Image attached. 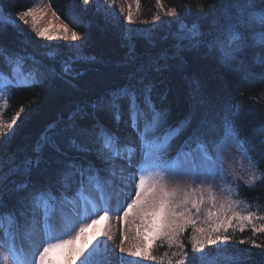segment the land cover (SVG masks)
<instances>
[{"label": "snow or ice", "instance_id": "6c2138e0", "mask_svg": "<svg viewBox=\"0 0 264 264\" xmlns=\"http://www.w3.org/2000/svg\"><path fill=\"white\" fill-rule=\"evenodd\" d=\"M89 2L83 0L85 5ZM105 2L114 3V0ZM136 2L139 8L140 0ZM223 3V9L214 17L207 31L195 23L190 27L181 24L174 35L176 52L202 48L230 66L243 58L249 49L259 48L260 52L254 54V59L264 64V0H223ZM157 5L163 8L161 0H157ZM198 11L203 12V7L200 6ZM37 12L43 14V9L28 7L16 13L15 17L0 15V31L6 24L16 26L17 22H22L24 25L30 24L37 36H48L46 31L38 27ZM165 14L177 18L180 15L176 7L167 9ZM53 15L56 13L53 12ZM125 19L129 23L134 22L130 5ZM160 19L158 12L152 17V22ZM63 32L68 34L66 25L63 26ZM79 38L78 33L71 32L72 40ZM167 59L168 53L161 52L155 57L154 63L159 65L161 60ZM0 60L4 64V67H0L3 87L12 89L13 94L21 83L33 86L42 83L37 77L44 76V72L27 67L25 58L19 54L8 53L0 48ZM25 72L32 77L30 80L22 79ZM72 72L71 63L65 62L62 73L71 75ZM147 79V73L139 76L134 73L129 83L93 105L94 109L107 113L117 129L123 125L125 129H131L130 133L122 134L119 130H113L93 113V123L81 125L76 122L77 117H73L60 133L42 138L43 144L51 146L62 157L57 161L60 167L54 180L33 182L31 172L34 165L30 159L17 162L10 158L6 174L2 171L4 162L0 161V196L9 177H22L20 182L12 183L15 190L23 193L12 208L0 199V248L8 253L5 264L8 259L11 264H60L59 259L53 256L58 251L64 252L71 264L77 261L79 264H93L97 250L93 247V241L98 236H107L109 239H114V236L107 228L87 238L85 233L98 219L109 218L113 210L111 194H119L128 187L133 189L134 198L122 209V218L127 224L130 215L133 217L131 224L135 229V242L125 247L128 234L126 230L123 231L118 245L120 253L154 264H191L183 239L185 232L191 229L188 244L193 256L200 264H209L206 247H227L233 239L230 230L234 232L238 228L243 233L250 228L253 236L264 234V215H258L256 211H238L240 202L231 199L233 194H238L235 189H231L224 199L217 202L211 189L169 185L165 179L166 175H202L212 180L219 176L223 179L225 170L222 158L227 155L225 149L231 147L228 143L231 141L241 155L249 160L250 175L244 182L245 186L252 188L258 181L264 183V171L248 156L234 131L240 116L239 106L234 103L235 111L223 120L224 143L218 151H213L206 138L196 137L194 147L176 154L174 159L183 162L181 167H176L168 163L169 152L183 126L168 124L167 114L158 110L153 103V89L150 83H145ZM0 98L3 99L0 113H3L9 107L11 96L0 91ZM25 111V107L21 106L10 121L0 119V142L9 136ZM66 134L68 143L62 146L61 140ZM69 152L74 154L70 155ZM234 179L237 177L234 176ZM85 181L93 183L100 192L99 204L93 203L86 214L77 210L75 218H65L64 209L69 195L75 198L85 187ZM205 191L209 193L207 196ZM115 211H121L120 205L116 206ZM92 216L97 219H91ZM86 220H91V223L84 222ZM58 222L60 231L54 235ZM42 225L47 230H43ZM72 232L75 235H71ZM65 235L67 239L62 238ZM33 237L40 238L33 240ZM20 238L33 242L27 249L22 245L18 249L16 241ZM158 243L175 250L157 256L154 248ZM239 243L264 248V244H257L255 239H241ZM211 264L221 262L213 260ZM223 264H235V259L226 260Z\"/></svg>", "mask_w": 264, "mask_h": 264}, {"label": "trees", "instance_id": "16d2710c", "mask_svg": "<svg viewBox=\"0 0 264 264\" xmlns=\"http://www.w3.org/2000/svg\"><path fill=\"white\" fill-rule=\"evenodd\" d=\"M5 13L16 14L32 7L35 0H0ZM53 11L81 38L82 53H74L64 42L56 43L46 38L35 36L20 24H6L0 31V48L8 53H17L24 57L26 66L39 69L44 76L37 86L19 84L14 94L12 89L4 88L10 95L9 107L0 113L5 122L24 106L26 111L17 120L13 131L0 142V161H3V173L8 172L7 161L24 159L33 161L31 180L43 183L54 180L62 157L49 145L43 144L44 136L60 133L77 117V123H93V113L113 130L117 129L111 117L93 108L115 89L129 83L135 73L138 76L147 73L145 83L152 86V100L158 110L167 114V122L174 127L183 126L178 137L171 145L169 160L180 151H187L194 146V138H206L209 145L217 147L222 139L224 118L235 111L234 103L239 106L240 116L235 124V133L247 150L248 156L259 164L264 171V64L254 59L260 49H249L246 55L230 66L222 63L217 56L200 48L185 49L176 52L175 33L181 24H198L203 31L211 28L214 17L224 7L223 0H140L137 17L134 20V35L123 36L115 14L96 0L83 4V0H49ZM184 5H188L187 8ZM202 6L203 12L198 11ZM176 7L179 17L163 20L161 12ZM159 12L163 21L147 28L144 33L136 30L146 28L139 24V18L149 20ZM165 18V17H164ZM145 20V21H146ZM139 24V25H138ZM137 25V26H136ZM127 37V38H126ZM168 53V59L159 65L154 59L161 52ZM65 62L72 65L71 75H64ZM0 67H4L0 60ZM51 70V71H49ZM5 71L7 69L5 68ZM27 79L28 76L25 72ZM3 103V99L1 104ZM68 143V135L61 140L62 146ZM70 155L74 153L69 152ZM38 161V163H37ZM22 177H9L0 199L12 208L23 193L14 189L12 181L20 182ZM85 187L80 193L84 192ZM237 199L264 215V183L257 182L252 188L239 180L235 184ZM78 194V195H79ZM72 195H69V198ZM97 224V223H96ZM95 224V225H96ZM95 225L86 233L91 232ZM6 226V222H5ZM189 229L184 234L191 264H200L193 256L188 244ZM85 233V234H86ZM2 234V229H0ZM233 239L227 247L218 248L217 252H207L209 264L213 260L223 264L235 259V264H264V248H257L250 243L240 244L241 239H255L257 244H264V234L252 235L249 229L243 233L237 228L230 230ZM1 242V241H0ZM169 249L166 244H157L154 254L163 255ZM54 254V253H53ZM218 255V257H217ZM215 257V258H214ZM0 248V264L3 263ZM104 260H98L99 264ZM154 264L152 261L131 258L129 264ZM67 264V263H66Z\"/></svg>", "mask_w": 264, "mask_h": 264}, {"label": "rangeland", "instance_id": "374dc122", "mask_svg": "<svg viewBox=\"0 0 264 264\" xmlns=\"http://www.w3.org/2000/svg\"><path fill=\"white\" fill-rule=\"evenodd\" d=\"M100 6L104 7L105 10L110 11L111 13L115 14L116 19H118V24L121 27L122 35L124 36H130L134 35L135 27L134 22L129 23L125 17L127 16V13L129 11V5L131 6V10L133 12L134 20L137 17V2L136 0H114V3H106L105 0H96ZM50 5L49 0H35L32 7H37L39 9H43V14L41 12H37V20H38V27L42 31H46L48 33V36H45L43 38H46L52 42L60 43L64 42L74 53L81 55L82 48H81V38L77 40L71 39V32L74 31L71 26H69L67 23H65L57 14L53 15V9L50 5V7H45ZM167 10H163L161 12L163 20H168V18H173V16L166 15ZM137 14V15H136ZM0 15L2 16H13L15 17V14L11 13H5L4 9L1 5L0 1ZM165 17V18H164ZM30 19V18H29ZM145 18H139V24H144ZM161 21L162 18L160 19ZM149 22V20H146ZM159 21H156L154 24L158 23ZM17 24L23 25L27 27L30 32H32L35 36L36 33L31 29L30 24L24 25L22 22H17ZM138 24V25H139ZM152 23H145L146 28L138 27L136 30H138L139 33H144L145 30H147L148 26L151 27L154 25ZM67 26L68 28V34L65 35L63 32V26ZM137 26V25H136ZM40 37V36H37ZM80 37V36H79ZM42 38V37H41ZM127 38V37H126ZM22 79H27L26 74L22 77ZM0 91L5 92L3 87V76L0 75ZM6 94V92H5ZM2 102V98H0V104ZM121 131L123 134L124 132H131V129H125L123 125L119 126V129H116ZM224 139H222L221 143L217 147H213V151H218L219 146L223 145ZM228 143L231 145V147L226 148L227 155H225L222 160L224 164V170H225V176L223 179L221 177L217 176L215 180H212L210 178L206 179L204 176H192V175H166L165 179L166 182L169 185H180L182 187H197L202 186L204 189H211L212 193L215 194L217 198V202L224 199L229 191L233 189V184H235L239 180L246 181L249 178L250 171H249V162L244 160V157L241 155V152L239 151L237 146L233 144L231 141H228ZM194 147V146H193ZM238 149V150H237ZM188 151V150H187ZM168 163L176 166L181 167L183 162L181 160H168ZM234 176L237 177V179H234ZM209 193L208 191H205V196H207ZM99 196L100 192L96 187L93 186V183H88L86 188L84 189V192L81 193L79 196H76L73 198L72 196L69 198L68 202L66 203L64 213L65 218H75V213L77 210H79L81 213L86 214V210L91 209L93 203L99 204ZM112 200H111V206L113 210L109 213V218L107 220L104 219H98L97 224L95 225L94 229L91 232H88L85 234V237H90L94 233H98L102 229L107 228L110 230V232L113 234L114 239H109L107 236H98L97 240L93 241V247H96L97 250L93 256V264L97 262L98 260H104L103 262L99 264H129V261L131 258H137L129 256L127 253H120L119 251V242L121 238V234L123 231H127L128 239L125 240V247L130 246L132 243H134L133 237L135 236V229L131 224L132 216L129 217V222L126 224L123 221L122 218V209L127 207V203L131 202V199L134 198V191L131 187L126 188L123 192H120L119 194L112 193ZM231 199L239 201V205L237 210L242 212L251 211V208L246 206L245 203H243L241 200H238L237 197H235V194L231 196ZM117 205H120L121 211H115V208ZM100 215H103L101 213ZM117 217H120V219H117ZM91 219H97L96 216H92ZM86 223H91V220L84 221ZM79 227V225H77ZM43 230H47L46 226L42 225ZM60 231V225L59 222L57 223V227L55 229L54 235H58ZM191 233V229H189V232ZM42 235V234H41ZM71 235H75V232H72ZM40 237H33V240L39 239ZM62 238L67 239L68 236L65 235ZM33 240L23 239L20 238L16 241L17 247L22 245L25 249L29 248L33 242ZM2 242V241H1ZM223 247V246H221ZM219 248L220 250L222 248ZM207 252H217L218 248L217 246H207ZM3 263L5 264L6 258L8 257L7 251L4 249L3 251ZM53 256L57 259H59L60 264H71V262L67 259L64 252L58 251L53 254ZM218 257V255H217ZM215 258V257H214ZM208 260V258L206 257ZM7 264H11V260H7ZM76 264H79V261L76 262ZM132 264V262L130 263ZM138 264V263H137Z\"/></svg>", "mask_w": 264, "mask_h": 264}]
</instances>
